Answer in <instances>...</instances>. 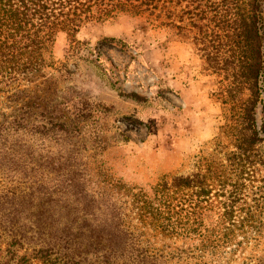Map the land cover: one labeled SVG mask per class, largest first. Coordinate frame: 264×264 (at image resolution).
<instances>
[{
  "label": "trees",
  "instance_id": "16d2710c",
  "mask_svg": "<svg viewBox=\"0 0 264 264\" xmlns=\"http://www.w3.org/2000/svg\"><path fill=\"white\" fill-rule=\"evenodd\" d=\"M122 14L190 39L203 69L222 77L224 122L212 149L149 190L110 172L89 103L73 96L42 106L14 86L55 64L60 34L75 48L85 23ZM2 84L23 104L0 113V264H84L89 254L153 264L192 255L169 244L178 238H197L201 255L221 256L240 235L264 246V0H0Z\"/></svg>",
  "mask_w": 264,
  "mask_h": 264
},
{
  "label": "rangeland",
  "instance_id": "374dc122",
  "mask_svg": "<svg viewBox=\"0 0 264 264\" xmlns=\"http://www.w3.org/2000/svg\"><path fill=\"white\" fill-rule=\"evenodd\" d=\"M110 37L112 42L107 40ZM76 38L83 44L73 48L60 34L53 48L55 64L22 77L14 84L22 90L16 95L42 106L73 96L89 103L106 140L101 157L110 172L129 185L149 190L163 174L192 171L197 157L212 149L225 106L217 96L222 77L203 69L194 43L153 27L144 17L127 14L113 21L85 23ZM5 89L0 91V113L23 104L7 98ZM242 95L248 97L247 91ZM260 152L264 155V145ZM257 167L258 177H264V167ZM2 176L0 190L6 182ZM41 179L47 182V174ZM253 184L248 200L257 196L252 193L263 182ZM172 243L192 247L194 252L165 256L153 264H264L263 244L246 236H238L221 256L201 255L197 238ZM84 264L102 263L89 254Z\"/></svg>",
  "mask_w": 264,
  "mask_h": 264
}]
</instances>
